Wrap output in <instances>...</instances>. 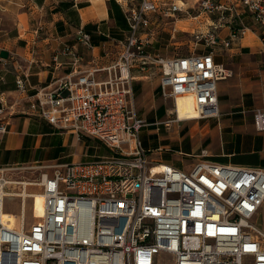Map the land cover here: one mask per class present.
I'll return each instance as SVG.
<instances>
[{
  "label": "built area",
  "instance_id": "obj_1",
  "mask_svg": "<svg viewBox=\"0 0 264 264\" xmlns=\"http://www.w3.org/2000/svg\"><path fill=\"white\" fill-rule=\"evenodd\" d=\"M239 1L264 26V0ZM226 4L200 0L197 10L228 11ZM185 10L183 0L128 5L127 38L107 65L85 67L78 52L66 49L72 73L56 89L38 91L32 109L60 131L100 141L111 154L86 163L20 168L53 170L34 181L14 182L6 173L18 169H0V264H264V232L255 222L264 205V169L221 165L203 151L185 171L150 160L141 140L145 128L191 120L180 118L179 100L185 97L194 99V120L220 117L218 86L232 76L226 65L212 53L166 59L147 50L144 35L153 17L173 19ZM77 40L92 47L83 30ZM154 69L163 100L174 107L166 120L149 124L136 110L132 83ZM17 87L26 91L24 78ZM254 124L264 132L260 109ZM7 133L2 120L0 135ZM34 187L44 197V214L28 226L24 202ZM17 196L21 212L10 223L5 199Z\"/></svg>",
  "mask_w": 264,
  "mask_h": 264
},
{
  "label": "crops",
  "instance_id": "obj_2",
  "mask_svg": "<svg viewBox=\"0 0 264 264\" xmlns=\"http://www.w3.org/2000/svg\"><path fill=\"white\" fill-rule=\"evenodd\" d=\"M135 1L0 0V110L4 109L0 122L5 120L8 126V133L0 135V169H18L6 173L8 179L34 181L53 170L20 168L86 163L111 154L96 139L53 127L32 104L38 91L56 89L72 73L73 58L66 49L78 52L85 67L117 59L129 30L125 12ZM183 2L185 13L173 19L153 17L150 33L144 35L150 41L148 52L166 59L212 53L232 76L218 86L219 118L145 128L141 131L144 148L158 154L154 161L179 169L169 158L172 152L193 158V165L207 151V160L221 165L264 169V132L254 124V111L264 112V26L239 0H227L228 11L201 14L199 0ZM240 29L246 30L244 35ZM80 30L91 36L92 47L78 42ZM199 37L206 39L205 45L199 44ZM185 48L192 53L181 54ZM2 52L9 58H1ZM153 71L132 83L136 110L149 124L167 119L160 73ZM19 78L26 81L24 92L17 87ZM16 199L21 212L22 200ZM6 200L5 213L17 218L20 212H6ZM27 200L26 223L31 226L40 217L29 221ZM255 222L264 232V205Z\"/></svg>",
  "mask_w": 264,
  "mask_h": 264
},
{
  "label": "rangeland",
  "instance_id": "obj_3",
  "mask_svg": "<svg viewBox=\"0 0 264 264\" xmlns=\"http://www.w3.org/2000/svg\"><path fill=\"white\" fill-rule=\"evenodd\" d=\"M200 1V0H199ZM182 18V17H181ZM199 37V44H204L205 45V40ZM191 50L189 48H185L182 50L181 54L184 55H189ZM179 104L182 107V112L184 116H189L191 114V111H196L195 104H194V99L192 97H185L179 100ZM174 107L172 101H168L165 104V108L169 113V110H171ZM193 121V120H189ZM186 122V121H185ZM150 129V128H149ZM149 131V130H148ZM169 158L173 161V163L177 164L178 167H180L183 170H191L190 167L194 164V159L185 155H180L177 152H172L169 154ZM148 158L152 161L156 160L158 158V154L156 152H151L148 154ZM194 166V165H193ZM189 168V169H188ZM27 176L32 177L30 172H26ZM30 194H41V191L38 187L31 188V191L29 190ZM35 199L33 198H28L27 200V209H28V217L29 221H33L35 218H38V215L36 214L35 210ZM6 212L12 213V214H19L20 212V201L17 200L16 198H7L6 200ZM244 264H252L251 259H245Z\"/></svg>",
  "mask_w": 264,
  "mask_h": 264
},
{
  "label": "bare ground",
  "instance_id": "obj_4",
  "mask_svg": "<svg viewBox=\"0 0 264 264\" xmlns=\"http://www.w3.org/2000/svg\"><path fill=\"white\" fill-rule=\"evenodd\" d=\"M179 110H180V118L181 119L194 120V119H198V117H199V112L197 110L191 111V114L189 116H184V114L182 112V107L180 104H179ZM17 197H19V196H17ZM25 198H28V197L25 195ZM31 198L35 199L34 205H35V210H36V214L38 215V218L42 217L44 214V197L42 196V194H33V196ZM7 217L8 218H6V221H9L10 223H12V221L14 220V217L12 215H9Z\"/></svg>",
  "mask_w": 264,
  "mask_h": 264
},
{
  "label": "water",
  "instance_id": "obj_5",
  "mask_svg": "<svg viewBox=\"0 0 264 264\" xmlns=\"http://www.w3.org/2000/svg\"><path fill=\"white\" fill-rule=\"evenodd\" d=\"M1 58H3V59H8V58H9V53H7V52H2V53H1Z\"/></svg>",
  "mask_w": 264,
  "mask_h": 264
},
{
  "label": "trees",
  "instance_id": "obj_6",
  "mask_svg": "<svg viewBox=\"0 0 264 264\" xmlns=\"http://www.w3.org/2000/svg\"><path fill=\"white\" fill-rule=\"evenodd\" d=\"M111 6H112V3H111Z\"/></svg>",
  "mask_w": 264,
  "mask_h": 264
}]
</instances>
